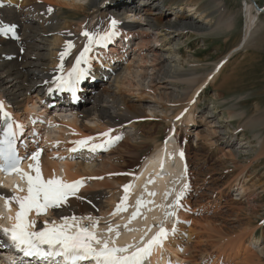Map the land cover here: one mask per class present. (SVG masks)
I'll return each mask as SVG.
<instances>
[{
  "label": "bare ground",
  "instance_id": "1",
  "mask_svg": "<svg viewBox=\"0 0 264 264\" xmlns=\"http://www.w3.org/2000/svg\"><path fill=\"white\" fill-rule=\"evenodd\" d=\"M78 1L21 0V2H18L17 0H0L3 5L0 7V24L14 26L15 32L18 35L15 39L0 36V101H3L4 104L14 110V116L17 119H29L31 123L37 125L40 133L44 131L43 126L45 125L56 129L58 141H52L51 137L46 133V143L39 145L42 154L38 158V162L44 179H50L55 175L67 183L83 180V186L78 189L75 196L68 198L65 205L59 209L47 210L48 217L51 220H60V217L63 216H100V219L109 216L111 219L119 217L120 222H123L128 221L132 212L136 211V201L138 198L142 197L144 201H152L153 203L142 206L140 208V215L132 220L131 223H128L135 226L141 222L148 223L152 219L159 221L161 217H164L167 205L172 204V199L182 192L180 207L174 212L175 215L173 217L176 218L175 231L174 233L169 232V237L163 242L160 249L176 254L177 250H181L183 242L187 241L190 245L185 247V252L189 254L193 253L199 245L205 242L213 246L212 252L206 256L209 260L208 264H225L231 259L237 260V264H251L255 252L247 255V251L241 247L243 239L240 238L236 242L227 240L226 236H229V234L225 233L223 237L221 228L211 220L214 217L212 215V217L203 216V213H207L209 210L212 212L213 209H216L217 211L226 194L223 190H210L208 188L209 193L204 194L202 190H205L206 187L202 186L191 188L192 172L188 168V165H191V149L188 144L185 146L183 152L187 172L184 169L185 164L179 158L182 152L180 150L173 151L176 144L175 140L171 137L165 146L160 148V145L154 149L156 151L152 156L154 159L147 167H143L141 177L138 180L132 177V171L116 170V174H113L115 167L112 165L115 162V157L110 152L108 145L98 148L96 151L90 150L91 145L104 144V141L110 139L112 136L121 137L123 135L122 130L126 126L134 129V107L121 106L120 114L113 112V105L120 96V91L115 85L121 81L124 71L123 66L117 63V58L125 54L127 50H123L125 45L121 43L122 40L127 45L131 37H139L140 39V37H146L149 34L152 36L154 34L153 27L160 30L157 31V36H173V38L182 36L183 33H180L179 30H183L184 32L190 29L192 31L193 29L191 28L196 26L192 18L184 20L186 16L190 17V14L184 15L183 6H187L189 11H194L195 14L203 10L196 8L194 0H182L181 4L178 5L179 7L169 8L163 6L165 0H140L137 2L134 0H87L89 7L87 10L80 6ZM252 1H247L244 5L246 18L245 39L248 38V33L251 29L255 27L257 16H260V13L257 12L254 6L257 5L256 0ZM212 3L218 5L219 0H212ZM49 8L52 9L51 12L48 11ZM62 10H67L73 15L65 16ZM218 11H221V9L218 8ZM171 12L175 13V19L179 17L182 22L180 27L171 25L168 18ZM78 15H82L83 19L77 24L76 30H73L72 23L77 22L76 17ZM122 17L123 19H131V22L123 24L121 21ZM111 18L117 21L114 29L115 35L108 42L105 41L101 45H93L92 50L87 54V61L79 65L81 69L85 70L86 74H96L98 76L96 82H93L90 87L83 88L84 97L82 103L78 104L75 108H68L64 102L52 108L48 107L47 104H49L51 97L43 94V86L47 82H50L53 76L60 73V70H58L60 52L64 51L66 42L73 41L75 47L64 58L62 63L63 65H74L76 56L83 49L87 40L81 33L87 30L90 33L104 34ZM137 19L146 22L142 30H149V32L143 34L138 31V25H136ZM217 24L218 27H225L227 30L233 27L232 20H222L220 13ZM189 25L192 27L189 28ZM195 31L199 30L195 29ZM117 35H119L120 40L115 39ZM116 41L119 43L118 50L114 54H100V58L104 64L98 63L94 59V52L96 53L97 49H104L107 43L114 44ZM148 45L157 50L156 52L151 51L154 54L151 63L154 64L152 70L155 72L153 81L159 80L163 86L161 88L163 92L159 95V100L165 101L164 103L173 104L182 101L186 95H188L186 96L187 98L189 97L186 104L181 106L172 117V119H176L183 112L184 107L189 102L191 103L196 93L209 81H214V77L207 74L197 85L198 87L192 89V77L185 75L178 69L168 68V58H165L163 54H170L173 59L174 56L168 52L163 53L162 50L152 44L148 43ZM45 48L47 49V53ZM229 56L230 53L226 58ZM172 62H175V60ZM218 66V63H216L213 69ZM195 71L196 69L191 67L188 72ZM164 72L169 74V81L161 77V74ZM146 73L147 69L143 72V81L146 79ZM100 76L107 77L112 81L103 82L98 80ZM178 83L181 85L180 89L183 90L182 92H179L180 89L175 86ZM149 84H152V82ZM149 84L147 88H149ZM182 84L185 86L183 87ZM139 87L142 89V84ZM109 98L112 99V106L105 104ZM36 104H39V108L43 109V111L40 110L39 114H37L39 109L36 110ZM101 104L103 105L101 106ZM195 108V105L191 106L190 113ZM46 111L51 112V115H49L51 117H49L47 122H44L45 120L42 117ZM213 112L207 110L204 114L207 117H212L214 115ZM91 113L97 115L94 120L103 119L105 122L94 126L84 124V121H88ZM70 114L74 117L73 119L64 118ZM60 116L63 118H60ZM180 123L181 125L183 124V127L194 125V121L191 120L188 114L182 118ZM29 129L32 128L29 127ZM110 129H112V132L109 137L100 135L103 131ZM65 136L70 140H65ZM88 137H94L89 145L79 147L75 144L76 141H80L77 138L84 140ZM201 137H197L199 142L202 140ZM217 137L213 138L217 139ZM39 138V133H37L34 136V142L29 144L28 150L36 152V148L38 147L36 143ZM186 140L187 138L184 137V142ZM232 145L231 140H228L227 146ZM46 146H49V148H45ZM74 147L78 150L70 152L69 150ZM213 151L216 152L217 148ZM91 153H94V155H90ZM50 157H58L60 160L53 162L49 160ZM261 159L250 166L256 167ZM33 163L34 161L31 160V164ZM26 171L34 175L30 169ZM119 172H127L130 175L132 187L128 194L127 210L117 215H111L116 209L114 205L120 203V199L117 196L118 188L115 189V186L128 182V180L125 181L117 175ZM186 175L188 184L187 188L184 189L183 187L186 185L184 177ZM100 177H102V181H97ZM149 180L153 182L148 183ZM3 184L4 186L11 187L16 196L27 194L26 191L19 192L16 190V186L23 189L27 188L26 183L20 177L11 179L9 185ZM139 185L144 187L136 190ZM239 191L241 193L246 192L242 186H240ZM166 192L170 193L167 199H165L164 195ZM0 193L11 196L3 191H0ZM148 193H155V195L150 196ZM202 197L205 199H202ZM157 205H163L164 207H157ZM193 206H195L194 209L192 208ZM182 208L183 210H181ZM174 210L175 208H173ZM12 214L15 213H11L10 215V211L7 212L8 217L12 216ZM35 214L33 211L32 215ZM2 215L3 211L0 209V218ZM163 222H165V218H163ZM123 238L127 239V237ZM172 243L178 244L171 249L167 244ZM190 257L193 258V256ZM190 257L182 256L181 264H192Z\"/></svg>",
  "mask_w": 264,
  "mask_h": 264
},
{
  "label": "rangeland",
  "instance_id": "2",
  "mask_svg": "<svg viewBox=\"0 0 264 264\" xmlns=\"http://www.w3.org/2000/svg\"><path fill=\"white\" fill-rule=\"evenodd\" d=\"M137 1L139 0L135 2ZM181 1L165 0L163 6L179 7ZM247 1L252 0H219L218 5L212 3V0H194L196 8L203 11L195 14L194 11L190 12L187 6H183L184 15L190 14V17L186 16L184 20L192 18L196 24L195 27L188 26L192 27V31L179 30L183 33L182 36L173 38V36H157V31L160 30L153 27L152 36L149 34L134 40L135 45L138 44L139 51L130 52L131 54L123 60V75L119 84L115 85L120 91V96L113 105V112L120 114L121 106H132L135 117L134 128L135 120L142 119L141 121L144 122L137 124L135 131L126 126L130 128H125L126 138H122L118 142V147L111 152L115 157L112 165L115 167L114 175L116 170L131 172L128 169L137 168L147 153L161 145L159 142L166 134L168 121L189 99L186 95L182 101L173 104L159 100L163 86L159 80L153 81L155 72L152 70L154 64L151 63L154 58L151 51L157 50L148 43L158 47L163 53L168 52L174 56L173 59L170 54H163L168 58V68L178 69L192 77V89L198 87L197 85L207 74L213 76V67L216 63L220 66L224 59H228L220 74L213 76L214 81H210L206 91L201 94L198 108L197 104H194L197 109L186 113L194 123L197 122L196 126L186 127L190 137L188 138L187 134L183 136V139L188 138L191 149V165H188L192 172L191 188L206 187L202 190L204 194L209 193L207 188L223 190L226 194L223 201H226L221 203L217 211L209 210L203 213V216L212 215L214 218L211 220L221 228L223 237L225 233L229 234L226 236L227 240L236 242L242 238L241 247L247 251V255L255 252L251 264H264V0H256L257 5L253 4L255 8L263 11H257L260 16H257L255 27L245 39L244 5ZM78 3L84 9H89L87 0H79ZM218 8L221 11H218ZM62 12L65 16L73 15L67 10ZM219 13L222 20H232L233 27L230 30L218 27ZM174 15V12L168 15L171 25L180 27L182 22L179 17L175 19ZM82 19V15L76 17L77 22L72 23L73 30H76L77 24ZM141 33L147 32L141 31ZM135 45L131 48L133 49ZM45 51L47 53L46 48ZM229 53L230 56L226 58ZM173 60L175 62H172ZM191 67L196 71L188 72ZM146 69V79L143 81V72ZM168 76L169 74L165 72L161 74L166 81L170 80ZM150 82L152 84H149ZM141 84L142 89L139 87ZM148 84L149 88H147ZM175 86L180 89L181 85L178 83ZM107 100L105 104L112 106V99ZM209 109L210 112L214 110L212 117L204 114L205 110L207 112ZM96 117L97 115L91 113L84 124L94 126L105 122L103 119L94 120ZM136 132L139 135H135ZM180 133L184 134L185 129ZM215 136H218V140L213 138ZM197 137L202 138L201 142ZM77 139L81 140V138ZM228 140H231L232 146H227ZM215 147L216 152L213 151ZM260 158L262 159L256 167L250 166ZM118 174L120 177L124 173ZM236 184L241 185L246 192L241 193L238 186L239 188H234L236 193L233 189L227 196ZM177 244L172 243L167 246L173 249ZM187 245L190 244L184 241L182 256H193L190 257L192 264H208L209 260L206 256L212 252L213 246L203 242L193 253L187 254L185 252ZM225 264H237V260L231 259Z\"/></svg>",
  "mask_w": 264,
  "mask_h": 264
},
{
  "label": "snow or ice",
  "instance_id": "3",
  "mask_svg": "<svg viewBox=\"0 0 264 264\" xmlns=\"http://www.w3.org/2000/svg\"><path fill=\"white\" fill-rule=\"evenodd\" d=\"M52 11L51 8L48 9ZM117 25L116 20H112L109 24V29L104 34L90 33L87 30L83 31L81 35L87 38L83 49L75 58V63L70 72L66 76H58L56 87L60 90L70 88L75 91L76 87L84 80L86 76L85 70L81 69L79 65L82 62L87 61V54L92 50L93 45H101L105 41H109L112 36L115 35L113 31ZM8 34H15L14 26H6L0 24V36H6ZM75 45L71 41H67L65 49L60 53L61 64L58 65V70H63V60L70 54L71 49ZM0 114L6 120H10L8 113L4 111V103L0 101ZM21 126L16 124L15 128L19 129ZM111 131V130H110ZM110 131L105 132L102 135L104 137L110 136ZM16 132L13 131L12 123H7L3 130V138L0 139V173L5 175L16 174L22 181L27 184V188H19L16 186V190L19 192H25L24 196H8L0 193V199L5 202V208L10 210V205L15 203L18 210L15 214V223L11 228L3 229L2 233L4 237H7L11 244V248L17 253L22 254L25 257H62L65 264H77L78 261H94V264H143V260L151 255L154 247L162 246L163 240L167 238L168 231L163 227V224L158 226L156 234L144 243L143 247H138L135 244H128L123 247L116 246V238L120 235L118 229L119 225L113 227L111 224L106 229V234L115 233V236L110 239H105L103 236H98L95 229L98 226V219L91 216L83 217L82 219L92 221V231H89L87 227H80V219L76 216H63L60 217V223L55 220L49 222L45 221L41 230L29 231V229H35L37 221L29 220L28 215L31 212H35L38 216L47 213L48 209H59L67 203V200L71 196H75L78 189L83 186V180L67 183L53 175L50 179H44L38 158L42 154V150H37L31 155L33 164L29 165V169L34 175L30 173H24L20 169L21 158L15 152ZM94 137H88L84 140L76 141L75 144L79 147L89 145L90 141ZM121 137H113L104 142V144L91 145V151H96L98 148L105 145H111L115 141H118ZM78 149L76 147L70 149V152H75ZM183 154L181 153V156ZM55 159V157H54ZM149 180L148 183H152ZM132 185H125V196L121 198L120 203L117 205L115 211L111 215H117L122 211L127 210L128 192ZM187 188V185L184 186ZM150 196H154L155 193H148ZM165 199H167L170 193L166 192ZM183 193H178L172 204L167 205V209L164 212L165 219L169 216H174L175 213L170 209L179 208L180 200ZM153 203L152 201H144L142 197L136 201V211L132 212L129 217L128 223L136 219L140 215V208L145 204ZM157 207H164L163 205H157ZM151 210V209H149ZM11 219V218H10ZM127 228V224L124 225ZM133 231V229H128ZM148 231H151L149 227ZM175 227H173V232ZM146 234V233H145ZM144 238L141 237V243ZM111 244V246H110ZM8 245L0 240V249L7 250ZM130 249H134L130 251ZM15 264V262H13ZM22 264V262H21Z\"/></svg>",
  "mask_w": 264,
  "mask_h": 264
}]
</instances>
